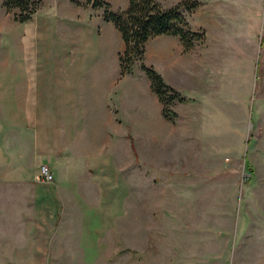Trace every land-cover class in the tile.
<instances>
[{
  "label": "rangeland",
  "instance_id": "rangeland-1",
  "mask_svg": "<svg viewBox=\"0 0 264 264\" xmlns=\"http://www.w3.org/2000/svg\"><path fill=\"white\" fill-rule=\"evenodd\" d=\"M197 1L180 10L204 39L178 44L173 122L115 126L101 156L55 159L50 185L33 181L42 158L27 112L11 110L23 28L0 1V264H264V0ZM58 41L35 53L53 79L42 55Z\"/></svg>",
  "mask_w": 264,
  "mask_h": 264
},
{
  "label": "crops",
  "instance_id": "crops-1",
  "mask_svg": "<svg viewBox=\"0 0 264 264\" xmlns=\"http://www.w3.org/2000/svg\"><path fill=\"white\" fill-rule=\"evenodd\" d=\"M105 2L114 12L127 8V0ZM16 24L23 28L20 47L25 71L21 64L20 72L25 78L19 83L24 86L13 90L11 110L27 112L26 127L35 138L30 149L42 158L39 165L47 163L53 175L55 159L71 165L72 159L85 157L89 161L101 156L104 144L114 141L115 126L163 125L161 105L143 73L119 75L117 57L124 46L114 27L102 21L101 10L77 7L67 0H41L30 21ZM55 27L60 33L56 37ZM50 33L59 40L57 53L42 55V62L59 66L54 79L39 71V59L35 58L39 43L47 42ZM178 44L176 37L158 36L147 41L143 55V63L152 66L172 89L184 76L178 66ZM163 63L168 64L169 75L163 72ZM103 165L105 174L112 172L111 163Z\"/></svg>",
  "mask_w": 264,
  "mask_h": 264
},
{
  "label": "trees",
  "instance_id": "trees-1",
  "mask_svg": "<svg viewBox=\"0 0 264 264\" xmlns=\"http://www.w3.org/2000/svg\"><path fill=\"white\" fill-rule=\"evenodd\" d=\"M6 14L11 15L15 23L23 24L31 20L38 9L41 0H1ZM70 4L101 10V19L110 23L119 33L123 43V51L117 57L119 75L131 72L134 64L149 82L150 91L161 105V116L168 122H173L176 114L170 109L173 103L185 102L162 77L150 66L143 63L145 44L149 39L158 36L176 37L183 52L189 51L195 44L204 39L202 31H192L180 13H190L200 7L197 0H180L170 8L164 9L155 0H127L124 11L110 10L105 0H67Z\"/></svg>",
  "mask_w": 264,
  "mask_h": 264
},
{
  "label": "built area",
  "instance_id": "built-area-1",
  "mask_svg": "<svg viewBox=\"0 0 264 264\" xmlns=\"http://www.w3.org/2000/svg\"><path fill=\"white\" fill-rule=\"evenodd\" d=\"M53 179V173L47 163L40 164L33 176V181L42 185H50Z\"/></svg>",
  "mask_w": 264,
  "mask_h": 264
}]
</instances>
